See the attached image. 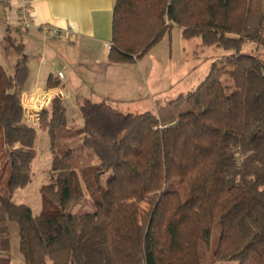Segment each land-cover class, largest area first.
Masks as SVG:
<instances>
[{"label": "trees", "instance_id": "trees-1", "mask_svg": "<svg viewBox=\"0 0 264 264\" xmlns=\"http://www.w3.org/2000/svg\"><path fill=\"white\" fill-rule=\"evenodd\" d=\"M173 26L228 53L155 112L84 98L70 127L53 97L40 112L52 160L36 216L9 197L31 181L36 134L23 44L5 35L19 56L12 73L0 64V264L12 241L24 264H264V0H115L108 60L134 61ZM83 199L93 209L72 211Z\"/></svg>", "mask_w": 264, "mask_h": 264}, {"label": "crops", "instance_id": "crops-1", "mask_svg": "<svg viewBox=\"0 0 264 264\" xmlns=\"http://www.w3.org/2000/svg\"><path fill=\"white\" fill-rule=\"evenodd\" d=\"M4 2L0 0V21L6 34L23 44L26 56L28 76L21 92V103L25 122L35 129L36 139L39 134H47L40 112L49 107L54 95L61 99L66 110L68 105L78 106L80 100L87 98V93L96 95L93 99L94 96L89 97L92 101L108 97L118 107H121L119 102L126 105L144 99L130 83L116 80L117 70L134 61L111 62L107 58L115 0H31L37 26L17 32L12 30L16 28L12 19L13 3ZM45 27L68 30L72 37H51ZM4 54L0 64L12 73L19 55L13 51ZM35 102L42 103V108L33 107ZM214 264L237 263L231 260Z\"/></svg>", "mask_w": 264, "mask_h": 264}, {"label": "rangeland", "instance_id": "rangeland-1", "mask_svg": "<svg viewBox=\"0 0 264 264\" xmlns=\"http://www.w3.org/2000/svg\"><path fill=\"white\" fill-rule=\"evenodd\" d=\"M180 33V28L173 26L138 61L134 60V63L123 65L117 70L116 80L130 83L131 86H134L133 89L139 91L141 96L144 97L143 100H139L136 103L129 102L126 105L119 102L121 107H118L112 104L108 97H100V99L109 101L112 106L123 112L138 113L146 110L155 112L159 107L165 106L178 95H184L194 89L207 74L213 59L227 54L228 51H223L220 48L201 47L197 38L185 40ZM5 35V26L0 21L1 63L4 53L12 51L4 39ZM243 50L256 52L254 44L250 42L244 44ZM258 53L260 54L261 51H258ZM116 84L119 86V83ZM128 95L130 94L128 93ZM85 96L88 99L94 96L92 97L93 99L96 95L87 93ZM53 97L58 96L54 95ZM32 105L33 107L38 106V109L42 108V103L39 102H35ZM67 120L70 127H80L82 125V117L77 105H68ZM34 149L35 157L31 161V181L23 188L12 190L9 197L14 202L28 205L32 215L36 216L42 209L40 188L48 182V173L52 160V152L49 148L46 133L37 136ZM2 161L3 159L0 157V167ZM108 177L109 174L105 175V179ZM7 191V179L5 176H0V192L3 195H8L9 192ZM92 209V203L88 199H83L73 207L72 211L87 212ZM9 251V264H24L21 255L16 249L15 241L11 242Z\"/></svg>", "mask_w": 264, "mask_h": 264}, {"label": "built area", "instance_id": "built-area-1", "mask_svg": "<svg viewBox=\"0 0 264 264\" xmlns=\"http://www.w3.org/2000/svg\"><path fill=\"white\" fill-rule=\"evenodd\" d=\"M13 10V23L15 26L22 29H29L36 27V21L33 17L31 10V0H10ZM45 32L51 37H60V38H71L72 33L68 30H59L56 28H44ZM107 48L110 49V43L107 44ZM61 76V73L58 74Z\"/></svg>", "mask_w": 264, "mask_h": 264}]
</instances>
